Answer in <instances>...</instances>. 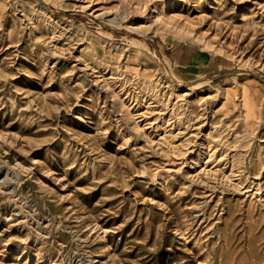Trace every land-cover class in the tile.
Returning a JSON list of instances; mask_svg holds the SVG:
<instances>
[{
    "label": "rangeland",
    "instance_id": "obj_1",
    "mask_svg": "<svg viewBox=\"0 0 264 264\" xmlns=\"http://www.w3.org/2000/svg\"><path fill=\"white\" fill-rule=\"evenodd\" d=\"M0 264H264V0H0Z\"/></svg>",
    "mask_w": 264,
    "mask_h": 264
},
{
    "label": "bare ground",
    "instance_id": "obj_2",
    "mask_svg": "<svg viewBox=\"0 0 264 264\" xmlns=\"http://www.w3.org/2000/svg\"><path fill=\"white\" fill-rule=\"evenodd\" d=\"M140 28L139 27H133L132 29L134 30V32H136V31L141 32ZM178 34L183 35L182 37H187V38H191L192 40L200 41L196 37L195 38L193 36L191 37V35L188 34L187 32L181 31V32H178ZM202 44L205 45V47L209 50H215L217 53H223L219 48L215 49L211 44H208L205 42H203ZM200 85H201V82H198L196 84H191V85H189V87L184 89L185 93H183V95H175L176 89L182 88V85L173 77L172 72H170L166 69V70H164L163 74L159 78V82L154 83V82L149 81L148 83L144 84L141 87V89L143 90V95L144 96L146 95L147 97H149L148 99H153L156 103H160L159 107H161V109H160L161 111L166 110L167 113L170 112L168 120L173 119L174 120L173 123H177L178 125L179 124L186 125L187 126L186 128L188 129L192 125V124H190V122H192L194 120V118L192 117V115L190 116L189 114H187L186 111H184V109L180 110V108H182V107L176 106L177 102L172 103V100H173L172 96L175 95V97L179 98L181 96L186 97V95H192L195 93L194 91L196 89L200 88L199 87ZM185 97L183 98V101L187 102ZM178 101H182V100L179 98ZM201 103L203 104L202 101H201ZM203 109H205V108H203ZM145 114H146V112L140 113V115H145ZM260 127H261V125L258 124L254 128V130L246 136L245 142H243L244 139L240 140V138L235 137L229 143L226 142V144L223 143V145H226L225 148H227V149H230V148L236 149L239 146L244 147L245 152L250 154V152H252L253 149L255 148V145H257L259 143V139H258L259 137L256 136V133L258 130H260ZM211 129H212V127H211ZM138 130H139V126H138ZM221 130H222L221 131V133H222L225 130V128H223ZM221 133H219V135ZM252 169H253L252 167H248V166H245L243 168V170H247L246 173L250 172V170L252 171ZM228 178L229 177H227V179ZM255 178L257 179V177H255ZM240 186H241L240 183L235 184V186H231V185H229V183H227L228 190H229V188H231L232 190L237 191V190H240ZM224 187H226V185ZM247 191H250V190L248 189Z\"/></svg>",
    "mask_w": 264,
    "mask_h": 264
},
{
    "label": "crops",
    "instance_id": "obj_3",
    "mask_svg": "<svg viewBox=\"0 0 264 264\" xmlns=\"http://www.w3.org/2000/svg\"><path fill=\"white\" fill-rule=\"evenodd\" d=\"M183 46H186L187 48ZM183 46L178 45L173 51V53H176L174 55L177 59V63H175V65L179 70L183 72H197L198 69L208 67L211 63L213 64V61L209 58H202V60H200L201 55L199 51L193 50L192 52H189L188 48H190V46ZM185 52H188V55Z\"/></svg>",
    "mask_w": 264,
    "mask_h": 264
}]
</instances>
